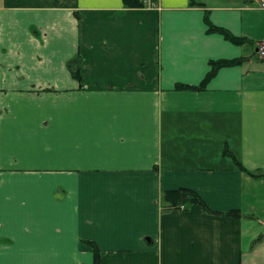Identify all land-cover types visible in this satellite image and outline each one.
Returning a JSON list of instances; mask_svg holds the SVG:
<instances>
[{"label": "crops", "instance_id": "obj_1", "mask_svg": "<svg viewBox=\"0 0 264 264\" xmlns=\"http://www.w3.org/2000/svg\"><path fill=\"white\" fill-rule=\"evenodd\" d=\"M261 41L257 0H0V264H264V178L223 155L264 173Z\"/></svg>", "mask_w": 264, "mask_h": 264}, {"label": "trees", "instance_id": "obj_2", "mask_svg": "<svg viewBox=\"0 0 264 264\" xmlns=\"http://www.w3.org/2000/svg\"><path fill=\"white\" fill-rule=\"evenodd\" d=\"M124 7L125 8H132V7H150V6H156L157 0L154 1V4H151L148 2V0H123ZM206 22L208 24V32H217L222 34L227 40L230 42L237 44V45H244L247 43H250L251 41L247 39L246 37H240L236 36L233 33H231L228 29L220 26H216L212 24L209 19L206 17ZM258 44V43H257ZM258 46H256L257 48ZM250 57L242 56L232 59H219V60H212L210 61L211 69L209 73L207 74L204 81L199 85H186V84H178L177 87L180 89H194V90H200L203 89L206 86V83L212 78L216 72L223 67H230V66H236V65H242L245 62L249 60ZM261 58V57H258ZM263 59V58H261ZM80 63L81 58L76 57L72 61L69 62V67L72 71V74L75 78H80ZM224 156H230L234 162V166L240 170L248 172L251 176L255 178H264L263 172H251L248 171L241 163L239 158L230 151L228 146L226 145L223 151ZM199 204L208 213H221L211 210L206 202L202 199V197L194 190L189 188H179L174 190H167L162 195V209L163 210H174V209H183L188 210L192 205ZM226 216H232V217H249L252 218V215L245 214L239 210H233L229 211L227 213H224ZM90 245L92 246L93 250V261L90 264H100L101 262V251L98 248V246L90 241Z\"/></svg>", "mask_w": 264, "mask_h": 264}, {"label": "built area", "instance_id": "obj_3", "mask_svg": "<svg viewBox=\"0 0 264 264\" xmlns=\"http://www.w3.org/2000/svg\"><path fill=\"white\" fill-rule=\"evenodd\" d=\"M155 0H148L149 3L154 4ZM258 6L264 8V0H257ZM257 53L259 57L264 58V41L257 44Z\"/></svg>", "mask_w": 264, "mask_h": 264}]
</instances>
